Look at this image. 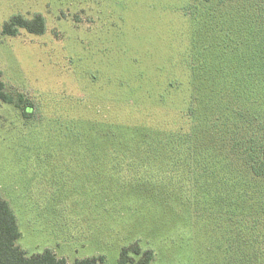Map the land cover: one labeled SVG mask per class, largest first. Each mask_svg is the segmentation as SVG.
Segmentation results:
<instances>
[{
  "label": "rangeland",
  "instance_id": "1",
  "mask_svg": "<svg viewBox=\"0 0 264 264\" xmlns=\"http://www.w3.org/2000/svg\"><path fill=\"white\" fill-rule=\"evenodd\" d=\"M236 8L220 14L204 0H0L1 79L35 106L24 115L0 102V194L29 256L52 250L69 264L100 256L119 264L122 250L138 244L141 255L131 251L129 264L148 250L150 264H264V241L236 239L230 222L204 213L217 191L182 190L173 171L186 170L183 149L166 145L149 158L133 142L148 130L187 125L193 19L231 21ZM37 15L44 34L3 33L13 17ZM177 195L191 196L192 205Z\"/></svg>",
  "mask_w": 264,
  "mask_h": 264
},
{
  "label": "trees",
  "instance_id": "2",
  "mask_svg": "<svg viewBox=\"0 0 264 264\" xmlns=\"http://www.w3.org/2000/svg\"><path fill=\"white\" fill-rule=\"evenodd\" d=\"M204 2L210 8L215 6V10L220 14L224 13V8L229 4H236L237 8L231 21L226 19L225 15H221L219 17L221 21L217 24L213 22L215 17L213 21L205 18L196 23L197 13L196 10H192L196 27L192 33L194 40L191 41L190 53L193 90L189 109L184 116L187 125L165 133L154 134L148 130L143 134L139 133L141 134L139 141L133 142L143 145H140L141 151L143 155L145 150L149 152L147 153L149 158L152 157L150 154L152 152L165 151L166 145L169 151L171 147L183 149L186 170L173 171L174 176L177 172L180 173L182 190L186 188L195 194L200 189L204 196L210 195L214 190L217 191V198H213L212 206L204 213L219 215L220 223L230 222L235 229L236 239L262 243L264 0H204ZM20 29H26L34 34H44L46 20L41 15L35 16L32 20L15 16L5 24L3 33L16 36ZM0 102L15 106L24 115H28L29 109L34 111L35 107L26 95L9 92L1 75ZM107 135L117 139L112 134ZM107 150L109 152V149ZM145 158L147 159L146 156ZM211 178L217 180L211 182ZM167 186L171 187L170 181ZM190 197L180 196L179 199L180 202L184 199L192 205ZM227 218V222H223ZM21 236L16 215L0 194V264H69L52 250L29 256L18 245ZM141 250L138 244L124 248L119 264L133 263L134 258L130 252L141 255ZM153 259L154 252L148 250L139 263L150 264ZM104 262L105 258L100 256L77 260L73 264Z\"/></svg>",
  "mask_w": 264,
  "mask_h": 264
}]
</instances>
